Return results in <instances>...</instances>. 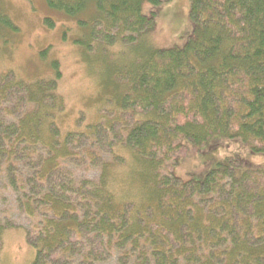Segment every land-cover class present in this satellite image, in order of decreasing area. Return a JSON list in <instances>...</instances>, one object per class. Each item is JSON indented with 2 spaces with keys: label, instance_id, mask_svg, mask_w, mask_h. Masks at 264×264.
Segmentation results:
<instances>
[{
  "label": "trees",
  "instance_id": "obj_1",
  "mask_svg": "<svg viewBox=\"0 0 264 264\" xmlns=\"http://www.w3.org/2000/svg\"><path fill=\"white\" fill-rule=\"evenodd\" d=\"M145 3L162 1L47 0L89 16L75 47L134 46V65L112 75L117 108L84 130V116L79 130L59 124L58 60L30 81L0 75V171L34 223V264H264V167L228 157L202 181L172 175L187 144L215 137L264 155V0H190L192 35L170 49L150 44ZM0 27L19 31L1 10ZM14 226L0 222V259Z\"/></svg>",
  "mask_w": 264,
  "mask_h": 264
},
{
  "label": "rangeland",
  "instance_id": "obj_2",
  "mask_svg": "<svg viewBox=\"0 0 264 264\" xmlns=\"http://www.w3.org/2000/svg\"><path fill=\"white\" fill-rule=\"evenodd\" d=\"M161 1L159 6L143 5L145 15L154 13L156 16L150 44L159 49L183 48L193 32L189 16L190 0ZM0 10L9 16L19 30L12 32L0 27V75L11 72L21 80L30 81L40 75H49L50 62L58 60L63 73L59 87L65 102L59 116L63 130H79L77 121L82 116L84 122L81 130H84L86 125L100 121L117 108L115 100L109 99L121 89L120 83H115L117 77L112 75L134 65V46H103L104 54L100 50L96 52L82 46L75 47L76 40L85 39L79 28V18L87 20L89 16L82 14L74 20L50 9L47 0H0ZM47 19L55 22L54 28L46 24ZM47 50L50 52L43 60L42 54ZM186 150L172 171L174 177L183 180H204L218 163L228 157L239 159L247 168L264 167V155H252L249 147L240 140L215 137L207 147L187 144ZM117 173L120 182L125 171L121 168ZM76 174L93 179L98 177L99 172L80 168L76 169ZM16 199L8 188L5 174L0 171V222L15 223L2 235L0 264H34L36 252L27 241V228L34 223L20 213Z\"/></svg>",
  "mask_w": 264,
  "mask_h": 264
}]
</instances>
